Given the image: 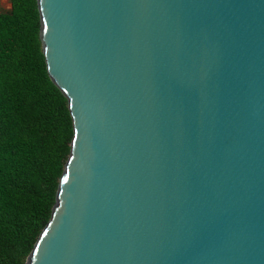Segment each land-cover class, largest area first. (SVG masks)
Wrapping results in <instances>:
<instances>
[{
    "label": "water",
    "instance_id": "95a60500",
    "mask_svg": "<svg viewBox=\"0 0 264 264\" xmlns=\"http://www.w3.org/2000/svg\"><path fill=\"white\" fill-rule=\"evenodd\" d=\"M74 136L25 264H264V0H38Z\"/></svg>",
    "mask_w": 264,
    "mask_h": 264
},
{
    "label": "trees",
    "instance_id": "16d2710c",
    "mask_svg": "<svg viewBox=\"0 0 264 264\" xmlns=\"http://www.w3.org/2000/svg\"><path fill=\"white\" fill-rule=\"evenodd\" d=\"M0 0V264H25L71 152L68 98L52 80L38 0Z\"/></svg>",
    "mask_w": 264,
    "mask_h": 264
},
{
    "label": "crops",
    "instance_id": "0c3cea01",
    "mask_svg": "<svg viewBox=\"0 0 264 264\" xmlns=\"http://www.w3.org/2000/svg\"><path fill=\"white\" fill-rule=\"evenodd\" d=\"M1 1H2V6H3V7H5L6 5H7V6H12L10 0H1ZM4 1H5V5H3V2H4ZM5 8H6V7H5ZM10 8H11V7H10ZM10 8H9V9H10Z\"/></svg>",
    "mask_w": 264,
    "mask_h": 264
},
{
    "label": "built area",
    "instance_id": "2783aa9c",
    "mask_svg": "<svg viewBox=\"0 0 264 264\" xmlns=\"http://www.w3.org/2000/svg\"><path fill=\"white\" fill-rule=\"evenodd\" d=\"M5 7H6V8H5ZM5 7H4L5 9H9L11 6H7V5H6Z\"/></svg>",
    "mask_w": 264,
    "mask_h": 264
},
{
    "label": "rangeland",
    "instance_id": "374dc122",
    "mask_svg": "<svg viewBox=\"0 0 264 264\" xmlns=\"http://www.w3.org/2000/svg\"><path fill=\"white\" fill-rule=\"evenodd\" d=\"M3 5H5V1L3 2Z\"/></svg>",
    "mask_w": 264,
    "mask_h": 264
}]
</instances>
